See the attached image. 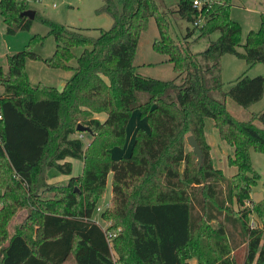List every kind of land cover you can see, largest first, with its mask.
<instances>
[{
  "label": "trees",
  "instance_id": "obj_1",
  "mask_svg": "<svg viewBox=\"0 0 264 264\" xmlns=\"http://www.w3.org/2000/svg\"><path fill=\"white\" fill-rule=\"evenodd\" d=\"M193 1H176L178 14L194 23L178 41L159 12L166 0H105L101 9L113 24L98 35L37 10L34 18L23 15L33 8L30 0H0L7 33L29 30L38 17L56 39L48 57L30 43L0 64V264H264V197L252 199L261 173L251 158L252 149L264 152V127L237 118L227 106L229 96L244 107L261 99L263 77L244 74L227 89L221 76L223 54L240 45L250 63L264 62V13L243 42L230 0L200 7ZM152 16L159 28L153 48L168 56L174 78L137 70L138 43ZM196 29V38H210L201 51H193L188 38ZM78 46L83 50L76 55ZM28 58L72 70L71 76L62 88L33 84ZM136 109L150 128L138 127L131 152L114 157L112 148L126 143ZM207 116L234 146L228 160L237 171L231 175L213 163ZM257 117L264 124V111ZM80 122L92 131L79 130ZM189 134L201 145V164ZM72 159L82 160L81 173L73 174ZM52 168L68 181L46 184ZM110 174L112 195L101 217L113 222L104 224L93 215ZM24 207L25 221L11 226Z\"/></svg>",
  "mask_w": 264,
  "mask_h": 264
},
{
  "label": "rangeland",
  "instance_id": "obj_2",
  "mask_svg": "<svg viewBox=\"0 0 264 264\" xmlns=\"http://www.w3.org/2000/svg\"><path fill=\"white\" fill-rule=\"evenodd\" d=\"M177 0H166L164 5L160 6L159 12L164 13L171 21V31L175 38L179 41L185 38L189 28L194 27V23L186 18L181 17L177 12ZM232 7L230 9L231 16L239 20L242 24L241 39L244 42L247 34L251 29H258L262 22V13H264V0H230ZM33 8L44 15L53 18L59 22L80 27L85 32L98 35L100 28H109L113 24V18L106 11L102 10L105 0H30ZM199 30L189 35L191 39V48L193 51L204 50L209 42V37H199ZM219 31L212 34L211 38H217ZM159 36V28L155 17H150L147 28L142 32L138 48L136 51L135 64L137 70L146 75H153L165 79L174 78L177 72L173 68V64L168 60V56L156 51L153 48L154 39ZM32 45L33 49L41 54L44 58L53 54L56 47V39L52 33H49V27L38 17L34 19L32 27L29 30H21L14 34L6 32L5 23L0 11V64H6V54L19 51L26 47L27 44ZM76 55L83 50L82 46L75 47ZM236 52L227 50L221 58V76L224 81V87L230 88L237 82L240 76L246 74L250 78L261 74L264 78V62L250 63L248 53L244 46L235 47ZM71 64L77 63L74 57ZM28 76L33 84L44 82L61 88L63 82L70 77L72 70L51 67L45 63L43 59L28 58L26 66ZM179 81L182 77L178 78ZM3 92V86L0 84V93ZM227 106L230 111L240 119L253 120L258 126L264 127V124L258 119L259 111H264V96L256 104L244 107L233 97L227 98ZM139 109L132 112L127 127L126 148H128L135 140V132L138 127L145 126L146 119L140 117ZM105 117L103 113L99 114ZM85 134V140L88 141L89 135ZM205 138L210 146V153L215 166L222 168L224 172L231 175L237 171V166L230 165L228 155L233 154L234 146L228 141L221 138L219 130L215 125L214 118L207 116L205 118ZM125 145V144H124ZM116 146L112 149V154L117 157L125 146ZM123 150L121 153L125 152ZM122 155V154H120ZM126 156V155H123ZM251 158L255 167L261 173V177L252 189V199L257 201L264 197V152L251 150ZM197 159V158H196ZM55 168L48 172L46 184L65 183L68 181V175H60ZM75 174V173H74ZM59 176V177H58ZM112 180L111 174L108 179L107 191L105 196L100 200L98 205L102 209L111 199ZM50 194V191L43 193ZM27 216V208L16 211L15 217L12 218L11 226L15 227L25 221ZM251 222L256 218L255 213L250 215ZM93 217L104 224L113 222L112 219L102 220L101 209L94 212ZM217 221H212L213 226H217ZM11 230H14L11 228ZM241 255L245 256V247L240 248ZM65 264H76L73 260H68Z\"/></svg>",
  "mask_w": 264,
  "mask_h": 264
},
{
  "label": "water",
  "instance_id": "obj_3",
  "mask_svg": "<svg viewBox=\"0 0 264 264\" xmlns=\"http://www.w3.org/2000/svg\"><path fill=\"white\" fill-rule=\"evenodd\" d=\"M22 14L23 15H28L29 17L34 18L35 17V14H36V10L34 8H30V9L24 10L22 12ZM77 128L79 130H88L90 132L92 131V128L90 126L85 125V124H83L81 122L77 125ZM187 142L194 149V151L197 153V155H198V161L201 164L202 161H203V151H202L201 145L198 142V140L195 137V135L194 134H189L187 136ZM2 193H3V190L0 188V195Z\"/></svg>",
  "mask_w": 264,
  "mask_h": 264
},
{
  "label": "crops",
  "instance_id": "obj_4",
  "mask_svg": "<svg viewBox=\"0 0 264 264\" xmlns=\"http://www.w3.org/2000/svg\"><path fill=\"white\" fill-rule=\"evenodd\" d=\"M245 48V47H244ZM71 76V75H70ZM247 76V78H249V76L248 75H246ZM255 77H258V79H261L262 78V75L261 74H258V75H256ZM66 82V81H65ZM65 82H63V86H64V84H65ZM263 83V85H262V87H263V96H264V78H263V81H262ZM62 86V87H63ZM61 87V88H62ZM262 96V97H263ZM262 97H261V99H262ZM261 99H259L258 101H260ZM258 101H256V102H258ZM256 102H254V103H252V105L253 104H256ZM140 112V111H139ZM99 114H101V113H99ZM98 114V116H100ZM104 114V113H103ZM105 115V114H104ZM140 115V114H139ZM101 117V116H100ZM140 117H142L141 115H140ZM102 118H104V117H102ZM143 119L145 118L146 120H147V118L146 117H142ZM130 120V119H129ZM127 127H128V125H127ZM143 127H145L146 129H149L150 128V125H149V122H148V120L146 121V124H145V126H143ZM85 135V134H84ZM127 140V139H126ZM132 145H133V143L128 147V148H126V143H125V148L123 149V150H126L125 152H123V153H121L123 150H119L118 152H120L119 153V155L117 156V158H120V157H122L123 155H128L130 152H131V149H132ZM116 147V146H115ZM114 148V147H113ZM112 148V149H113ZM120 154H122V155H120ZM229 156V155H228ZM72 163H73V174L75 173V174H78V173H81L82 171H83V162H82V160H80V159H72ZM60 175H64V174H62V173H60L59 174V176ZM66 175V174H65ZM58 176V177H59ZM69 176V175H68ZM110 177V176H109ZM112 178V177H111ZM111 195H112V192H111ZM109 202V201H108Z\"/></svg>",
  "mask_w": 264,
  "mask_h": 264
},
{
  "label": "built area",
  "instance_id": "obj_5",
  "mask_svg": "<svg viewBox=\"0 0 264 264\" xmlns=\"http://www.w3.org/2000/svg\"><path fill=\"white\" fill-rule=\"evenodd\" d=\"M205 1L211 2L212 0H194L193 3H194L195 6L200 7ZM195 23L198 24L199 20H196ZM3 116H4L3 108H2V104L0 102V120L3 118ZM79 136L83 137V138L85 137L84 133H80ZM98 209H102V207L99 206ZM254 224H255V221L253 220L252 221V225H254Z\"/></svg>",
  "mask_w": 264,
  "mask_h": 264
}]
</instances>
